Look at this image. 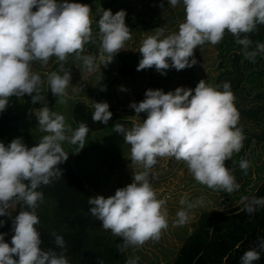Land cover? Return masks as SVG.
<instances>
[{
  "label": "clouds",
  "instance_id": "1",
  "mask_svg": "<svg viewBox=\"0 0 264 264\" xmlns=\"http://www.w3.org/2000/svg\"><path fill=\"white\" fill-rule=\"evenodd\" d=\"M181 3L185 18L178 31L165 36V29L159 27L155 35L146 36L138 51L142 58L137 71L154 67L163 76L169 69L179 72L192 68L198 63L194 49L205 42L220 43L226 30L243 46L245 59L255 63L256 57L264 54V43L259 41L255 42V50L249 51L253 41L247 36L257 25H264V0H168L171 7ZM101 12L100 46L110 63L131 39V31L125 22V10L113 14L101 8ZM92 22L91 7L86 4L69 0H0V113L13 96L28 95L34 105L42 103L43 107L29 112L35 115L40 130L48 133L32 147L22 138L13 139L7 146L0 142V217H12L14 233L11 246L5 242L7 234L0 233V264H69L64 251L57 253L41 247L36 209L44 194L38 189L63 176L59 165L69 156L62 142L79 144L82 150L90 129L80 122L73 131L65 116L48 107L45 96L40 94L43 81L32 66L37 61L47 65L53 56L61 62L63 74L51 72L47 82L57 102L63 103L71 85L70 69H65L63 62L75 55L86 68L91 69L95 63L94 55H82L84 44L93 39ZM120 91L127 89L121 86ZM234 100L230 83L214 85L200 80L194 90L177 87L165 94L163 90L148 89L141 102L130 103L137 114L133 118H139L140 113H146L147 118L134 120L131 128L117 123L113 131L123 135L124 142L130 145L131 162L141 165L143 171L133 172V182L118 188L112 196L88 198L90 214L102 222L105 231L122 238L123 243L118 245L121 252L142 247L149 240L158 241L161 231L168 227L165 201L157 199L149 180L158 158L183 161L198 183L213 190L229 194L239 190L231 169L225 167V161L241 151L245 140L243 130L237 126L240 116ZM93 108V123L107 125L113 115L110 105L94 102ZM68 132L71 136L66 135ZM249 167V161L240 162L245 174ZM180 203H187L186 195ZM241 203L251 214L264 207V198L242 197ZM16 204L21 205V210L13 217L9 209ZM176 215L180 225L188 219L184 209ZM4 224L0 220V227ZM52 235L55 245L64 250L63 237ZM259 247L264 249V239ZM138 259H128L126 264H137ZM258 260L260 252L253 248L243 254L241 264Z\"/></svg>",
  "mask_w": 264,
  "mask_h": 264
},
{
  "label": "trees",
  "instance_id": "2",
  "mask_svg": "<svg viewBox=\"0 0 264 264\" xmlns=\"http://www.w3.org/2000/svg\"><path fill=\"white\" fill-rule=\"evenodd\" d=\"M94 4V9L91 6V15H95L94 27L97 33H94L95 29L92 33L98 37L99 49L97 22L102 15L101 8L110 9L113 14L120 10L126 11L125 22L131 31V39L128 41L135 40V44L132 51L120 54L116 74L121 78L134 77L142 57L139 52L135 54L133 51L140 47L136 41L139 40L143 26L148 24V14L151 13L158 20L164 14H168L167 17L174 15L173 9L168 7V0H95ZM177 16L179 19L185 18L184 8L179 10ZM170 26L173 27V23ZM247 36L253 41L249 51L255 50V42L264 43V25H257L256 30ZM211 47L213 53H216V76L210 77L209 83H230L235 97L234 105L240 116L237 126L245 136L243 148L234 154L242 156L246 150L252 151L258 145L264 149V54L258 55L255 63L245 59L242 55L243 46L237 44L227 30L221 42L211 44ZM93 112V108L83 101L74 107L75 128H78L80 122H85L90 129L85 141L105 128L103 123H93ZM23 118L21 98L13 96L9 99L7 109L0 113V142L7 146L13 139L22 138L28 147L39 143L30 130L21 127ZM241 161L240 158L239 163ZM59 168L63 176L38 189L44 194L43 202L36 209L40 219L37 230L41 234V247L57 253L64 251L69 264H98L100 260H103V264H126L129 248L121 252L118 245L123 243L122 238L105 231L102 222L90 214L88 198H93V193L70 157ZM252 197L264 198V180L254 189ZM20 210L21 205L16 204L13 217ZM0 220L5 221L4 226L0 227V233L7 234L5 242L11 246L14 235L11 230L12 217L3 216ZM52 233L63 237L64 250L55 245ZM261 239H264V207H258L251 214L244 210L243 204L233 211L206 213L199 220L198 230L180 250L174 264H241L243 254L253 248L260 252V260L254 264H264V249L259 247Z\"/></svg>",
  "mask_w": 264,
  "mask_h": 264
},
{
  "label": "rangeland",
  "instance_id": "3",
  "mask_svg": "<svg viewBox=\"0 0 264 264\" xmlns=\"http://www.w3.org/2000/svg\"><path fill=\"white\" fill-rule=\"evenodd\" d=\"M69 2L86 4L92 6V9L95 7V0H69ZM168 7L173 9L174 15L171 14L167 17L168 14H164L156 20L151 13L148 14V24L143 26L144 29L139 33V40L136 41V44L141 45L146 36L155 35L154 30L159 27L165 29V36L178 31L179 24L184 20V18L179 19L177 16L179 10L183 9V4H178L176 7L168 5ZM91 18L93 31L95 29L94 23H96L95 15H91ZM170 23H173V27L170 26ZM94 33H97V28ZM98 46L99 40L94 34L92 41L85 43L83 46L82 55L92 54L95 57V63L91 69L86 68L82 61L75 58V55H69L66 61L63 62V67L70 69L71 74V85L66 90L67 95L63 98V103L57 102V98L52 95L47 82V75L51 72L63 74L60 72L61 62L53 56L49 59L47 65H42L39 61L34 62L32 70L41 76L43 84L40 94L45 96L48 107L65 116L67 125H70L73 131H75L74 107L78 102L84 101L88 104L107 102L110 105L109 110L113 114L112 118L105 125V128L95 133L89 141H84V149L81 150L79 144L62 142L63 150L70 157L79 175L93 191L97 190L100 194H103L104 189L108 188L111 183H113L111 187L114 189L124 187L133 182V172L143 171L141 165L131 162L130 145L124 142L123 135L113 131V127L117 123L124 125L125 128H131L134 120L139 122V119L143 121L147 118L146 113H140L139 118H133L137 114L129 107L130 103L141 102L144 99V93L148 89L163 90L167 94L177 87L194 90L200 80L209 83V78L216 76V53H213L211 43L205 42L194 49V57L198 63L192 68L179 72L175 69H169L167 74L162 76L153 67L138 71L134 77L121 78L116 74V71L119 68L118 59L120 54L126 53V43L121 52L110 63H108L107 54H104ZM128 49H130V44ZM138 51V49H134L133 52L137 54ZM121 86L126 88L127 91H120ZM101 88H106V91H101ZM21 106L24 113L21 127L30 130L36 139L40 141L48 133L40 130L38 120L34 114H30L29 110L43 107L42 103L34 105L32 98L25 95L21 97ZM71 134V132L66 133L69 136ZM240 158L250 162L247 174L240 169ZM159 159V163L155 168L159 166L162 171L155 174L157 178L154 181L157 179V182L154 185L158 187L159 183L170 182L171 180L176 182L167 188V193L170 195L167 197L171 199L166 204L167 212L174 214V217L168 219L170 228L161 231L158 241L149 240L142 247H129V259L138 257L137 264L174 263L180 250L198 230L199 220L204 214L233 211L242 204L241 198H250L254 193V189L264 180V149L259 145L256 148L254 147L252 151L246 150L242 156L234 154L231 160L225 161V167L231 169L236 182L240 185L239 190L231 194L223 190H213L198 183L189 174L183 161L170 158L172 161L169 163L164 162V158L161 161ZM185 195L187 196V203L182 205L180 200ZM181 209L188 212V219L182 225L176 222L178 220L176 214ZM9 211L14 215L15 205ZM174 220H176L175 225H173Z\"/></svg>",
  "mask_w": 264,
  "mask_h": 264
},
{
  "label": "crops",
  "instance_id": "4",
  "mask_svg": "<svg viewBox=\"0 0 264 264\" xmlns=\"http://www.w3.org/2000/svg\"><path fill=\"white\" fill-rule=\"evenodd\" d=\"M133 41H134V43H132ZM129 44H130V49H128ZM134 44H135V40H131V41H127V42H126V46H127V49L125 50L126 53H128L129 51H132V49L134 48ZM140 46H141V45H140ZM139 48H140V47H136V49H138V50H139ZM99 56H100V55H99ZM99 86H100V85H99ZM80 102H82V101H80ZM83 102H84V101H83ZM89 106H91V107L93 108V104H89ZM93 110H94V109H93ZM75 130H76V128H75ZM170 158H171V157H165L164 159H163V158H160L159 160L161 161V159H163L164 162L167 161V162L170 163V162L172 161V160H170ZM158 163H159V161H158ZM170 170H171V169H170ZM161 171H162V170L159 169V166H158L157 168L154 167V169L152 170V173H151L150 176H149V180H150V183L152 184V187H153L154 190L156 191L157 199H159L160 197H162L161 200H164V201H165V204L163 205V208L167 210V208H166V204L168 203V200L171 199L170 197H167V196H170L169 193H167V192H168V191H167V188L170 187V186H172V185H174L176 182H175L174 180H171L170 182H162V183H159V184H158V187H156V186L154 185V183L157 182V179L154 181V179L157 178V177L155 176V174L161 173ZM111 185H113V183H111L110 185H108V186H109L108 188L104 189V193H103V194H100V192H98L96 189H94V190H96V191H93V190L91 189V191H92V193H93V198L96 197V196H99V195H102V196H104L105 198L114 195V194H115V191H116L118 188L114 189L113 187H111ZM126 186H127V185H126ZM124 187H125V186H124ZM89 188H90V187H89ZM120 188H121V187H120ZM99 189H100V188H99ZM167 213H168V212H167ZM173 217H174V214H169V213H168V219H173ZM176 220H177V219H176ZM176 220L173 221V225L176 224V222H177ZM175 221H176V222H175ZM169 228H170V226L167 227V229H169ZM183 247H184V246H183ZM128 250H129V249H128ZM162 264H165V263H162ZM172 264H174V263H172Z\"/></svg>",
  "mask_w": 264,
  "mask_h": 264
}]
</instances>
